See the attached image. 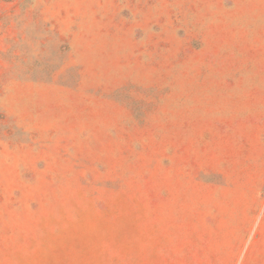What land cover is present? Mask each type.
I'll use <instances>...</instances> for the list:
<instances>
[{"label":"rangeland","instance_id":"1","mask_svg":"<svg viewBox=\"0 0 264 264\" xmlns=\"http://www.w3.org/2000/svg\"><path fill=\"white\" fill-rule=\"evenodd\" d=\"M250 243L264 0H0V264H241Z\"/></svg>","mask_w":264,"mask_h":264},{"label":"crops","instance_id":"2","mask_svg":"<svg viewBox=\"0 0 264 264\" xmlns=\"http://www.w3.org/2000/svg\"><path fill=\"white\" fill-rule=\"evenodd\" d=\"M253 243L244 252L241 264H264V248L260 250H252ZM251 255V256H249Z\"/></svg>","mask_w":264,"mask_h":264}]
</instances>
